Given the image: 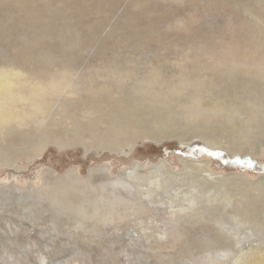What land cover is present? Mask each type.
<instances>
[{
	"label": "rangeland",
	"instance_id": "obj_1",
	"mask_svg": "<svg viewBox=\"0 0 264 264\" xmlns=\"http://www.w3.org/2000/svg\"><path fill=\"white\" fill-rule=\"evenodd\" d=\"M3 64L33 76H37L33 70H39L46 79L67 78V84L78 90L111 84L113 78L124 73L123 82L113 83L112 89L120 87L131 95L136 88L146 86L143 73L152 65L160 66L171 81L162 85L163 91L154 93L156 98L150 95L143 119L123 117L131 132L120 142L103 144L97 138L66 143L50 140L32 160L22 154L18 165L0 164V185L28 187L34 183L41 189L44 170L63 177L70 169L78 168L87 176L91 168L106 162L112 164L111 174L116 176L136 160L148 161L150 166L162 159L175 164L176 157L185 151L186 157L211 159L212 168L218 172H243L253 179L264 175V152L246 155L238 162L240 153L233 159L227 149L218 146L213 148L217 154H208L203 142L221 136L219 142L226 143L233 130L224 129L232 122L238 126L253 122L257 126L252 133L253 144L264 143L262 108L249 109L250 105L245 104L248 112L236 115L234 121L217 112L206 120L193 121L182 108H161L175 88L184 105L196 102L192 99L195 96L204 97L202 104L212 103L210 106L221 98L229 101L233 95L235 104L252 97L264 102V0H0V65ZM94 75L98 80L93 79ZM188 85L192 86L187 88ZM250 111L255 112L249 117ZM147 133L172 138L157 143L151 137L144 138ZM181 136L198 140L182 147L178 143ZM133 138L137 140L135 150L119 159L114 149L128 148L125 143ZM251 164H260L262 170H255ZM112 187L115 185L109 184ZM6 198L5 193L0 194L3 202ZM26 199L31 200L19 196L11 200H15L14 204L0 203V264H229L221 254V242L202 240L199 234L188 241L159 237L151 242L144 236L129 237L126 234L133 224L118 220L105 224L88 221L90 226L100 224L103 230L99 234L90 226L86 230L76 228L74 219L55 230L51 220H41L40 200H35L31 205L35 210L28 212L19 205ZM54 213L69 218L64 211ZM142 220L148 222L149 218ZM154 223L163 227L161 221ZM132 227L143 233L141 226ZM155 230L152 227L146 232L156 234Z\"/></svg>",
	"mask_w": 264,
	"mask_h": 264
},
{
	"label": "bare ground",
	"instance_id": "obj_2",
	"mask_svg": "<svg viewBox=\"0 0 264 264\" xmlns=\"http://www.w3.org/2000/svg\"><path fill=\"white\" fill-rule=\"evenodd\" d=\"M23 70L0 65L1 165H18L22 154L28 155L32 160L42 152L50 140L66 143L70 140L85 141L97 138L103 144L118 143L122 136L125 137L131 132L123 117H132L135 121L143 119L145 102L151 100L150 95L158 90L163 91L165 87L162 85L171 81L170 76L166 78L160 66H149L142 79L143 82L146 81V86L136 88L133 95H130L123 88L112 89L113 83L123 82L124 73H119L117 78H113L111 84L99 83L78 90L77 87L67 84V78L51 80L43 77L39 70H33L37 76ZM106 72L111 73L110 70ZM96 75L99 76V73ZM96 75L94 80L98 77ZM195 86L199 87V84ZM233 96L229 101L218 99L219 102L214 103V106L207 102L202 104L204 97L195 96L192 99L196 102L184 105L185 102L175 88L162 102L161 108H182L193 121L206 120L215 112L233 120L236 115H246L249 109L262 108L264 111V102H257L256 97L245 98L244 102L235 104ZM136 99L139 100L135 102ZM245 104L250 105L249 109ZM203 105L210 108L204 109ZM253 112L250 111L248 116ZM168 116L173 117L175 121L179 120V117L174 118L175 115ZM235 125L232 122L230 127L224 129L226 132L233 130L231 140L221 143V136L213 140L202 137L206 141H203L204 145L208 149L222 146L233 157L238 153L242 157L249 154L261 155L264 152V143L254 145L252 140V133L257 126L253 122L244 126ZM149 137L157 143L172 138L150 133L144 135V138ZM194 140L196 139L181 136L178 143H192ZM125 145L128 148L121 146L114 149L119 159L133 153L137 140L129 139ZM186 153L185 151L184 155H178L175 164L162 159L150 166L148 161L136 160L132 166L124 168L116 176L111 174L112 164L108 162L91 168L87 176H83L78 168L70 169L63 177L44 170V184L41 189H37L34 183L28 187H20L16 183L0 185V194L5 193L9 197L4 199V202L0 199V203L11 205L15 203V200L11 203L12 199L26 196L33 200L26 199L19 205L31 212L35 210L31 205L35 200H40V218L43 222L44 219L49 222L51 220L55 230L63 224H68V219H74L78 223L76 228L84 230L90 226L88 221L105 224L118 220L127 225L141 226L143 233H138L131 225L133 229L130 232L127 229L126 233H129L126 235L132 238L146 237V240L151 242L158 241L156 238L159 237L174 242L188 241L190 238L196 239L195 236L199 234L202 240L211 238L221 242V254L225 260L229 259V264H264V175L253 179L243 172H218L212 168L211 159H194L186 157ZM109 184L115 187L109 188ZM46 200H49L47 204ZM57 210L64 211L69 218L54 213ZM46 212L52 213L46 216ZM144 215L148 216V222L142 220ZM135 221L142 224L134 223ZM159 221L163 223L162 228L154 223ZM147 223H151V226L146 225ZM152 227L157 229L156 234L146 232ZM90 228L98 234L103 230L100 224L95 223L91 224Z\"/></svg>",
	"mask_w": 264,
	"mask_h": 264
},
{
	"label": "water",
	"instance_id": "obj_3",
	"mask_svg": "<svg viewBox=\"0 0 264 264\" xmlns=\"http://www.w3.org/2000/svg\"><path fill=\"white\" fill-rule=\"evenodd\" d=\"M196 140H198L197 138H196ZM179 145H181L182 147H185L186 145H191V143H189V142H187L186 144H183V143H180L179 142ZM206 147V146H205ZM207 148V147H206ZM209 151H212V152H209ZM216 150H214V149H206L204 152L205 153H208V154H210V153H213V154H217L218 152H215ZM184 152V151H183ZM237 156H235V157H232L233 159H235ZM247 157V156H246ZM246 157H242V156H240V158H238V159H236L238 162H241L243 159H245ZM232 158H230V159H232ZM249 164H250V162H249ZM253 167H254V169L255 170H257V171H261L262 170V167L260 166V164H256V165H254V164H251Z\"/></svg>",
	"mask_w": 264,
	"mask_h": 264
}]
</instances>
